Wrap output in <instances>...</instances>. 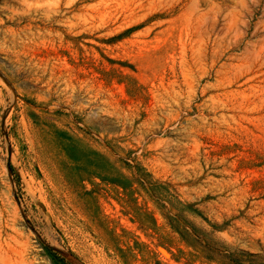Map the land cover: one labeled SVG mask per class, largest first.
<instances>
[{
	"label": "rangeland",
	"instance_id": "1",
	"mask_svg": "<svg viewBox=\"0 0 264 264\" xmlns=\"http://www.w3.org/2000/svg\"><path fill=\"white\" fill-rule=\"evenodd\" d=\"M264 263V0H0V264Z\"/></svg>",
	"mask_w": 264,
	"mask_h": 264
},
{
	"label": "trees",
	"instance_id": "2",
	"mask_svg": "<svg viewBox=\"0 0 264 264\" xmlns=\"http://www.w3.org/2000/svg\"><path fill=\"white\" fill-rule=\"evenodd\" d=\"M236 264H245V263H236ZM250 264H252V263H250ZM260 264H264V263H260Z\"/></svg>",
	"mask_w": 264,
	"mask_h": 264
}]
</instances>
